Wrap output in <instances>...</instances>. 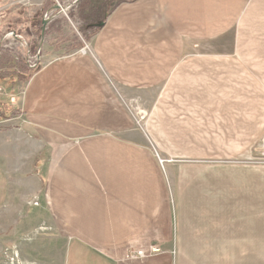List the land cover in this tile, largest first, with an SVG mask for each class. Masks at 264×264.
<instances>
[{"label":"crops","instance_id":"crops-1","mask_svg":"<svg viewBox=\"0 0 264 264\" xmlns=\"http://www.w3.org/2000/svg\"><path fill=\"white\" fill-rule=\"evenodd\" d=\"M106 17L91 55L56 58L11 90L23 122L18 136L2 138L14 141L17 154L33 150L28 178L67 242L65 264L264 258V169L236 171L247 180L233 190L195 176L197 202H182L187 176L179 173L176 183L160 165V133L149 122L162 112L179 114L180 122L183 114L198 135L210 127L206 143H218L213 129L221 130L224 143L238 147L237 159L252 158L264 136V0H135ZM136 103L151 113L148 135L128 110ZM121 152L135 156L137 167L125 164ZM2 156L12 157L4 149ZM138 168L152 179L144 184L145 201L133 198L141 192ZM221 189L227 192L219 197ZM183 207L197 216L182 217ZM154 246L167 253L124 261Z\"/></svg>","mask_w":264,"mask_h":264},{"label":"rangeland","instance_id":"rangeland-1","mask_svg":"<svg viewBox=\"0 0 264 264\" xmlns=\"http://www.w3.org/2000/svg\"><path fill=\"white\" fill-rule=\"evenodd\" d=\"M43 1L0 0V57H10L11 63L14 61L22 74H28L30 71L36 75L44 65L54 62L57 60L56 58L74 52L87 55L83 52L86 48L90 50L88 54L91 55L93 36L100 29L96 28L95 25L105 22L106 15H112L122 4L132 3L135 0H58L57 5H55L54 0L52 3L45 0L48 5L42 6ZM58 5H61L62 9ZM89 12L92 18H96V22L84 21L80 18L81 14L82 16L86 15V18L89 17ZM44 20L48 21L49 24L43 34ZM14 31L18 33V36L26 39L30 51L29 55L26 52L27 49L20 47L16 41L7 42L3 39L5 35ZM35 45L37 46L35 47ZM37 54H39V58ZM28 56L33 61L36 60V57L40 59V64L35 69L31 68ZM32 60L31 62H33ZM13 64L0 66L1 70L4 71H0L2 72L1 77H5L0 80V110L2 113L0 115V164L5 171V173L0 171V264H65L67 242L54 225L43 195L40 197L33 194L36 185L32 184L31 181H34V177L28 178L30 172H32L31 165H33V161H28V155H31L33 150L26 147V152L17 154V148L13 145L14 141L9 144V138L7 142L2 140V138L8 136H18L19 127L23 122L22 114L15 109V106H18L17 101L14 102L10 94L11 90H17V85H23L25 81H13L11 77L14 73L9 72L14 71L9 70ZM15 73L19 74L18 72ZM222 94L223 92L220 91V100L223 99L221 98ZM148 101L150 102L151 99L148 98ZM130 105L128 110L134 119V123L136 122L135 125H138L140 130L148 135L147 128L151 113L146 108L145 103ZM166 115L170 118H166ZM177 115L179 116V114ZM177 115L162 112L158 114L156 119L153 118L149 122L150 126L151 124L152 126L155 125L153 126L154 129L160 133L158 139L160 146H155V154L159 158L160 165H164L170 170L172 177L176 179V183L179 173L183 172L187 176V184L181 191L182 202H197V189L200 182L199 179L196 181L195 176L196 178L203 176L204 182H207V184L212 179V184L215 185L216 182L218 187L228 188L232 186V189H229L233 190L240 188L247 180V178L240 177L241 174L238 175L236 171L250 169L252 172L258 168L264 169V136L252 149V158L242 157L237 159L235 153L238 152V147L230 146L226 143L227 141L224 143L222 139L224 134L221 130L215 131L213 129L214 138L218 136V139L215 138L214 142L218 141V143H206L211 138L209 136L210 127L207 129V126H204V133L198 135L201 131L192 130L194 124L186 127L187 125L183 124V114L180 122L175 118ZM220 116H223V113ZM183 141H186L187 144H184ZM194 141H204L205 143L195 145ZM3 149L7 152L10 151L12 157H9V159L4 158L2 156ZM121 154L124 155L125 164H131L133 169L137 167L136 164L139 162L136 161L135 156L126 152H121ZM221 159L230 161H217ZM40 164V169L37 172L38 178L44 173L43 166L45 164L43 162ZM140 170L138 168L141 192L139 196L136 195L138 197H133L135 194H131V196L134 199L139 198L145 201V185L148 187V182L152 179L149 176L143 177L139 173ZM3 174H6L9 178L7 197V180ZM153 184L156 185L154 179ZM212 184L209 183L208 185L211 186ZM244 186L246 185L242 187ZM150 190L147 188V192H150ZM226 192V189H221L219 197L226 194ZM261 200H263L261 206L264 208V193L261 194ZM138 204L142 206V202L138 201ZM181 212L182 217L185 218H195L197 216L196 211L184 207ZM138 251L145 253V259L167 253L158 246L151 247L148 251L136 249L128 257H125L124 261H127V263L132 262L131 260L135 259L132 255H135ZM227 261H229V264H237L239 259H218V264ZM208 262L207 260L204 261L206 264ZM258 262L264 264V258L251 259V264H258ZM81 264L86 263L82 260Z\"/></svg>","mask_w":264,"mask_h":264},{"label":"built area","instance_id":"built-area-1","mask_svg":"<svg viewBox=\"0 0 264 264\" xmlns=\"http://www.w3.org/2000/svg\"><path fill=\"white\" fill-rule=\"evenodd\" d=\"M54 1H55V5H57L58 0H54ZM58 6L60 7V9H62L61 5H58ZM3 39H5L7 42L12 41V40L16 41L20 47H24L25 49H27L26 52H28V55L30 54V51L28 50L29 47H28V44L26 43L25 39L21 36H18L15 32L8 33V35H5ZM38 52H40V51H38ZM83 52L88 54V53H90V50L88 48H86L83 50ZM38 56H39V54H37V57ZM37 57H36L35 61H33L31 59L33 61V62H31V60H30L31 57L28 56L29 63H30V66L32 69H35L38 66V64H40V59H37ZM36 205H38V203H36ZM153 251H154V249H153ZM145 256L146 255L143 251H138L135 255H132V257L135 259H143V258H145Z\"/></svg>","mask_w":264,"mask_h":264},{"label":"trees","instance_id":"trees-1","mask_svg":"<svg viewBox=\"0 0 264 264\" xmlns=\"http://www.w3.org/2000/svg\"><path fill=\"white\" fill-rule=\"evenodd\" d=\"M85 11V10H84ZM83 11V12H84ZM90 13V12H89ZM90 16L89 17H87L86 18V15H83L82 16V14H81V16H80V18L82 19V20H84V21H93V22H96V18H92V16H91V13L89 14ZM37 45H35V47H36ZM34 47V48H35ZM33 49V48H32ZM10 57H8V56H5V57H0V66H2L3 64L4 65H8V64H12V63H14L13 64V66H11L10 68L11 69H9V70H14L15 72H18L19 74H16L14 71H9V72H13L14 74H15V76H14V74H13V76L11 77L12 79H13V81L15 82V81H25V82H27V81H29L30 79H31V77L34 75V73H31L30 71H29V73L28 74H26V73H24V74H22V72H21V70H19L17 67H16V63L13 61L12 63H11V60L9 59ZM0 71H2L1 70V67H0ZM2 72H4V71H2ZM2 72H0V80L1 79H3V78H5V77H1V74H2ZM28 72V71H27ZM11 78H9V79H11ZM11 79V80H12ZM0 115H2V113H1V110H0ZM5 116V115H4Z\"/></svg>","mask_w":264,"mask_h":264},{"label":"water","instance_id":"water-1","mask_svg":"<svg viewBox=\"0 0 264 264\" xmlns=\"http://www.w3.org/2000/svg\"><path fill=\"white\" fill-rule=\"evenodd\" d=\"M48 24H49L48 21L45 20L43 21V29H42L43 34ZM103 26H104V22H100L99 24L95 25L96 28H102Z\"/></svg>","mask_w":264,"mask_h":264},{"label":"bare ground","instance_id":"bare-ground-1","mask_svg":"<svg viewBox=\"0 0 264 264\" xmlns=\"http://www.w3.org/2000/svg\"><path fill=\"white\" fill-rule=\"evenodd\" d=\"M60 8V7H59Z\"/></svg>","mask_w":264,"mask_h":264}]
</instances>
